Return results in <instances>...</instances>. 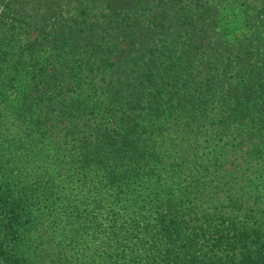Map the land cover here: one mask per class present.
<instances>
[{"label": "trees", "instance_id": "obj_1", "mask_svg": "<svg viewBox=\"0 0 264 264\" xmlns=\"http://www.w3.org/2000/svg\"><path fill=\"white\" fill-rule=\"evenodd\" d=\"M253 12L258 28L232 45L223 31V42L208 40L214 26L203 13L197 22L151 18L145 43L136 51L134 43L123 45L115 61L109 56L116 50L109 54L110 48L96 44L84 19L77 38L63 33L59 43L51 41L46 60L36 59L41 45L29 43L33 135L48 141L42 142L55 155L56 172L66 179L73 171L84 195L76 201L66 196L67 215H54L42 233L53 227L57 238L76 241L85 228L98 227V193L105 188L120 214L111 210L109 224L101 226L113 250V239L127 247L120 253L122 264H137L132 252L150 250L156 241L185 242V258L200 254L196 264H264V7ZM106 25L92 28L102 32ZM165 30L179 36V51L152 44ZM24 66L21 61L16 71ZM232 69L236 75L230 77H239L237 82L227 76ZM181 127L186 134L208 128L207 136L204 141L196 133L185 137ZM166 144L175 148L171 156L162 153ZM194 164L206 165L199 172L205 180L193 181L199 190L182 198L186 191L173 186L180 169ZM158 200H164L169 223L161 228L164 218L156 217L157 229L139 220L136 211ZM217 203L228 210L213 212ZM27 221L0 207V264L29 261V240L21 245L14 239ZM110 257L95 264H111Z\"/></svg>", "mask_w": 264, "mask_h": 264}, {"label": "rangeland", "instance_id": "obj_2", "mask_svg": "<svg viewBox=\"0 0 264 264\" xmlns=\"http://www.w3.org/2000/svg\"><path fill=\"white\" fill-rule=\"evenodd\" d=\"M245 5L252 10L249 12ZM263 7L264 0H0V207L17 213L22 221L29 219L26 223H21V228L14 238L21 245L29 240V261L26 260L25 264H95L98 259L103 262L107 260L108 255L111 256V264H122L124 259L120 253L127 248L122 240L113 239V250L109 237L104 233L103 227L109 224V220L105 219L110 217L111 210L120 214L116 205L113 206L110 193L105 188L98 193V227L85 228L76 241L67 237L57 238L53 227L52 231L42 233V228L46 222H51L54 215H67L63 212L66 196L78 200L84 195L78 187L79 178H72L73 171L66 179L60 176L61 171L56 172L53 165L55 155H50L51 148L42 142L47 144L48 141L33 135L34 117H29V93L27 94L31 85L29 74L33 65L29 60V43L37 41V44L41 45V51L36 55V59L40 57L46 60L52 46L51 41L59 43L63 33L69 34L65 35L67 38H77L79 35L74 33H78V29L83 27L80 26V21L84 19L87 22L84 26L88 30L87 33L93 32L96 35L93 39L96 44L110 48L109 54L116 50L109 56L110 61H115L119 56L117 50L123 49V45L134 43L132 50L136 51L140 44L145 43L144 38L148 36L146 29L152 30L151 18L158 16L159 21H162L166 15L170 20H183L184 17L185 20L197 22L203 13L204 18L209 22L212 20L214 26L208 40L221 38L222 42L225 40L227 44L232 45L258 28V21L254 19L255 16L252 17L253 9L260 10ZM215 10L218 16L214 18L212 15ZM116 13L118 18L114 15ZM105 18L111 23L104 24ZM122 19H125L124 22ZM174 23L171 25L176 28ZM92 24L108 27L101 28L102 32H97L98 29H93ZM200 27L199 22L197 28ZM51 31L53 35L49 36ZM222 31L226 34L224 40L220 35ZM160 35L162 36L152 44L161 49L170 47L177 52L175 49L181 45L178 42L179 36L167 30L161 31ZM129 37H135V41L127 42ZM79 39L78 45L83 47L82 39ZM21 61L25 62V66L16 71V66L19 67ZM227 73L231 82L238 81L239 77H230L231 74L236 75V71L232 69ZM52 93L57 94V88ZM213 115L214 113L211 117ZM205 130L208 131V128L191 130L186 134L187 131L180 128L183 135L186 134L185 137L196 133L200 141H204L207 136V133L203 132ZM174 149L166 144L162 153L171 156L169 153H174ZM174 156L177 157L176 154ZM205 166L194 164L189 170L180 169V179L173 187L174 190L180 188L186 191L187 194L182 198H186L193 190H199V185L193 181L201 184L205 180L199 174ZM149 199L151 198L147 200ZM261 199L264 200V195ZM144 203L142 201L140 206ZM163 203L164 200H158L143 210L136 211L139 213L138 219H146L147 223L158 229V222L153 219L164 218L161 228L166 227L169 218L164 206L162 207ZM122 205L121 203L119 206ZM112 206L115 210L111 209ZM84 208L80 205L79 210L83 211ZM227 210L224 204L217 203L213 212L223 213L222 211ZM146 230L155 231V228ZM50 235H54L56 239H52ZM184 243L179 241L166 244L156 241L150 250L144 246L145 249L133 251L132 254L137 264H196L200 260V254L197 253L190 259L185 258L181 252Z\"/></svg>", "mask_w": 264, "mask_h": 264}]
</instances>
